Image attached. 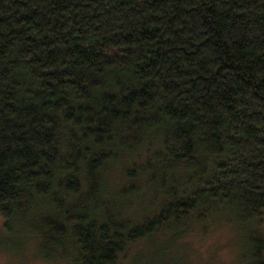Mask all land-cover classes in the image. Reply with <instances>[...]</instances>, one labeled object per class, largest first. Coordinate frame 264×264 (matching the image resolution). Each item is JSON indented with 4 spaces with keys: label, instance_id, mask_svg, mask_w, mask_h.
Here are the masks:
<instances>
[{
    "label": "trees",
    "instance_id": "1",
    "mask_svg": "<svg viewBox=\"0 0 264 264\" xmlns=\"http://www.w3.org/2000/svg\"><path fill=\"white\" fill-rule=\"evenodd\" d=\"M138 152L165 201L125 221L101 175ZM223 211L264 213V0H0V248L113 264Z\"/></svg>",
    "mask_w": 264,
    "mask_h": 264
},
{
    "label": "rangeland",
    "instance_id": "2",
    "mask_svg": "<svg viewBox=\"0 0 264 264\" xmlns=\"http://www.w3.org/2000/svg\"><path fill=\"white\" fill-rule=\"evenodd\" d=\"M141 154L142 152H138L125 161L121 159V165H108L101 175L109 194L108 200L113 199L114 205L117 206H122L126 202L132 203L129 205L128 213L121 212L124 213L122 217L125 221H137L141 215L155 212L165 201V196L158 198L159 195H153L145 188L141 189L146 182L143 178L136 181V187L140 188L139 190L136 192L133 189L128 190L129 186L126 185L128 181L123 172L127 169L128 162ZM176 178L180 184L182 181L179 176L176 175ZM123 190L130 192L120 195L119 192ZM150 204L153 207L152 210L145 213ZM218 216L216 217L214 213H207L206 217L200 218L198 215H191L183 220V225H174L171 231L163 236L156 233L157 238L150 240L139 238L127 245L113 264H255L250 256L249 231L256 230L264 241V213L258 220L248 225L237 222L228 211L220 212ZM17 229L18 227L15 230ZM181 231L183 233H180ZM10 239L5 237L3 240L10 246L0 248V264H71L68 258L58 253L49 259L37 257V250L31 239L26 240L28 243L20 250H14V242ZM262 258L264 259V247Z\"/></svg>",
    "mask_w": 264,
    "mask_h": 264
}]
</instances>
